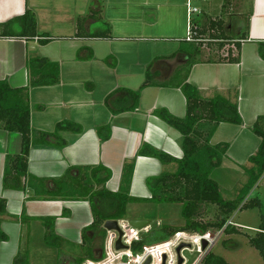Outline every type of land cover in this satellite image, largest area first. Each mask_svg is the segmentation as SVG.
<instances>
[{
	"label": "crops",
	"instance_id": "crops-1",
	"mask_svg": "<svg viewBox=\"0 0 264 264\" xmlns=\"http://www.w3.org/2000/svg\"><path fill=\"white\" fill-rule=\"evenodd\" d=\"M189 3L192 0H0V23L21 16L30 9L36 14L38 31L58 37L46 44H41L38 38H0V80L7 81L14 88H29L34 130L54 132L56 125L65 120L83 128L81 133L60 132L67 141L64 147L33 143L28 176L24 178L26 183L31 176L47 179L44 188L50 190L55 188L53 180L62 178L72 167L104 166L111 172L105 186L109 191L117 192L125 163L135 160L130 196L141 201L129 203L128 208L131 204L150 202L147 180L168 171L164 165L173 164L176 170L177 161L184 156L182 134L156 116L154 111L166 108L178 117H185L186 96L178 86L151 85L142 90L135 110L113 112L125 107L129 97L125 91L110 95L119 89L138 90L150 63H153L151 73L158 83L167 82L185 63L186 56L179 52V48L180 42L187 37ZM238 5L242 8L237 16L227 18L225 24L227 34L236 38L235 41L246 35L245 39L240 38V61L214 58L209 62L204 59L195 64L188 75V82L196 86L203 97L213 98L219 94L238 102L243 118L241 125L221 123L211 139L213 145L229 143L221 166L212 173L227 200L235 199L239 188L247 182L245 168L251 166L249 158L256 154L261 143L252 126L259 116L264 115V58L259 49L264 42V0H241ZM223 6L224 2L221 13L223 9L229 11ZM245 6L247 10L244 12ZM91 11L97 12L96 17L86 21V29H96L99 24L97 17L100 16L111 24L114 38L75 36L78 17H85ZM230 14L227 12L221 18L225 20ZM195 15L202 19L212 14L202 10ZM230 50L233 57L238 55L233 42L221 53L227 56ZM174 53H177L174 58H161ZM29 56L45 57L58 63L59 83L31 86L27 67ZM101 126L109 127L111 135L108 140H102L98 131ZM22 142L21 133L0 128V198L6 201L7 209L0 215V228L8 236L7 240L0 242V264L15 263L23 235L26 241L29 238V242L41 241L43 246L46 245L43 219L54 218L55 233L76 245L83 243V231L94 221L88 198L38 197L30 186L25 190L4 187L6 158L21 154ZM144 145L161 150L175 160L162 163L152 156H138ZM262 181L251 191L248 199L253 198ZM146 186L149 193L142 195ZM259 191L258 194L263 195L261 188ZM158 205L160 213L172 215L171 208L163 207L167 204ZM240 211L244 210L237 211L230 219L237 224L234 226L253 232L260 230L237 223L235 217ZM24 214L28 217L25 224L22 222ZM129 219L145 218L133 216ZM166 221L164 216H157L151 225L159 226ZM223 234V231L213 233L218 240L209 248L210 251ZM46 246L44 248L49 247ZM204 255L199 256L198 263Z\"/></svg>",
	"mask_w": 264,
	"mask_h": 264
},
{
	"label": "trees",
	"instance_id": "trees-1",
	"mask_svg": "<svg viewBox=\"0 0 264 264\" xmlns=\"http://www.w3.org/2000/svg\"><path fill=\"white\" fill-rule=\"evenodd\" d=\"M226 5L224 4L223 7ZM77 19V38L112 39L111 24L98 16L99 24L96 29H86V21L95 18L96 13ZM192 40L186 38L180 42L179 52L185 54V63L175 74L163 83L156 82L149 64L146 70V78L138 90L119 89L110 97L120 91L128 95V104L125 107L114 109L113 112L135 110L138 107L142 90L151 85L178 86L182 89L187 99V113L185 117H178L166 108H159L154 114L167 124L177 129L182 134V146L184 156L177 161V169L174 172L164 171L156 177L147 180L151 196L149 198L155 204H182V216L185 226L173 227L162 224L151 229L140 240L133 241L131 251L133 254L142 252L144 247L157 245L169 241L177 232L187 231L205 234L210 230L223 231L227 235L245 234L251 246L256 248L264 260V213L261 214V223L258 231L253 234L242 231L240 227L228 224L233 215L239 210L261 207L259 197L248 199L251 191L258 185L264 175V115L259 116L252 126V131L261 138V143L255 155L249 158L250 167L245 170L248 175L247 182L240 188L235 199L227 200L222 194L220 185L211 175L220 167L223 158L229 149V143L223 142L217 145L211 143L218 126L223 122L241 125L243 118L239 112L238 102H234L222 95L213 98L203 97L201 91L188 82L191 68L204 60V49L217 48L221 52L228 44L233 42L238 55L233 57L232 50L225 58L216 60L240 61V38L227 34L225 20L221 17L213 18L205 15L202 19L192 20ZM0 38H23L33 40L38 38L41 44H46L58 39L50 34L40 33L37 26V17L34 11L28 9L18 17L0 23ZM260 55L264 58V42L260 44ZM177 53L167 57L174 58ZM212 62L214 58H208ZM27 67L30 73L31 86L55 85L60 81V66L48 58L29 56ZM0 128L8 131L19 132L22 135V152L19 155H8L5 163L3 184L6 189L25 190L27 186L34 189L36 196L88 198L91 201L94 221L92 225L83 231V243L76 245L55 233V219H43L46 226L44 242L47 246L60 252L73 256V264H84L87 260L99 261L105 257V247L101 246L98 254L94 242L97 234L102 239L107 237L104 224L107 220L127 219V209L131 202L141 200L130 196L131 182L135 169V160L125 163L121 186L119 191H109L105 184L111 177V172L104 166L97 167H72L60 179H54L55 188H44L47 179L28 176L29 153L33 143L54 144L59 147L67 145L60 132L72 131L81 133V125L73 121H61L56 125L54 132H42L32 128L31 105L29 102V88H14L7 81L0 80ZM98 131L102 140L110 138V130L107 126H101ZM138 156H152L162 163L174 161L175 158L152 146L144 145L138 151ZM6 201L0 198V215L5 214ZM206 211V212H204ZM210 212V213H209ZM209 213V214H208ZM68 215V212H65ZM28 221L26 214L22 217L25 224ZM8 239L0 228V242ZM129 239H131L129 237ZM226 242V241H225ZM224 244L226 245L227 243ZM24 235L22 237L21 250L14 264H28V256L24 248ZM235 244L233 248H237ZM199 264H230L224 257L207 252Z\"/></svg>",
	"mask_w": 264,
	"mask_h": 264
},
{
	"label": "rangeland",
	"instance_id": "rangeland-1",
	"mask_svg": "<svg viewBox=\"0 0 264 264\" xmlns=\"http://www.w3.org/2000/svg\"><path fill=\"white\" fill-rule=\"evenodd\" d=\"M240 1L241 0H232V1H230V0H209L208 2H205L203 0H192V5L194 7L195 6L199 7V9L201 11L203 10V11L211 13L212 15H210V17H213V18L224 17L227 12H230L232 14H230V16L227 15L226 19H225V22H227V18H229V17L232 18L233 16L236 17L237 16L236 13L238 11H240V8H242V6L238 5ZM223 2L226 5L224 8H228L229 11H226L223 9L224 13L223 12L221 13V8L223 5ZM245 8L246 9H243L244 12L247 10L246 6H245ZM195 14L193 15V18H197L198 15H195ZM209 50L210 49H207V47H206V49H204L205 54L203 55V58L205 60L210 58V57L215 58V59L225 58L224 56H222L223 54L221 52L216 51V50H218L217 48H213L212 51H209ZM208 51H209V53H208ZM164 167L168 171H174L176 166L173 164H170V165H164ZM152 175H154V174H152ZM211 177H212V175H211ZM263 177H264V175L260 179L261 181H262ZM261 183L262 184L259 187V189L261 188L263 195L258 194V192H260V191H259V189H257V191H255V193H253L252 197L253 198L259 197L261 199L262 206L260 208L256 207L254 209H247V210L240 211L239 213H237V215L235 217V221L237 223H239L241 225L246 224L249 226L259 228L260 223H261V219H262L261 214L264 213V179ZM240 188H239V190H240ZM226 192L227 193H225V191H224L225 194H229L230 196H232L230 192H228V191H226ZM148 193H149L148 187L145 190V192L144 191L141 192L142 195H145ZM225 196H227V195H225ZM227 198H230V197H227ZM159 207L160 206L158 204H155L152 201H150V202L145 201V202H141V203L131 204L128 208V217L125 220H130L129 218H132L133 216L134 217L137 216V217L145 218V220H151V221L153 220V222H155V220L157 219V216L162 215L167 219L166 224H168V225H171L173 227L185 226L186 222L182 216L181 204H171V205L167 204L166 206H163V207L171 208L173 210L172 215H168V216L164 215V213H160ZM204 212H206V211H204ZM169 217L171 219H168ZM123 224L127 225V223H124V222H123ZM162 224H165V222H162ZM159 226H157L156 224L153 223V225H151V228L155 229ZM242 230L245 232H248L250 234L254 233L252 230L243 229V228H242ZM109 232L110 231L107 232V237L105 240L102 239V236L100 233L96 235L94 245H95V248H96L99 255H100V251H101V249H100L101 246L104 245V247L106 248V241H107ZM209 232L211 234L218 233V231H215V230H210ZM219 232H221V231H219ZM141 235L143 237H145L147 235V233H145V234L143 233ZM25 242L26 243H25L23 249L27 253L28 264H73L74 263V259H73L72 255H70L69 253L60 252L55 248H49L46 245H44V246H46L47 248H44L41 241L40 242H29V238H28L27 241L25 239ZM224 242L227 244L225 245ZM235 244H238L237 248H233V246ZM209 248L210 247H208L206 250H202V246H200L199 244H196V243L193 244L190 249L189 248H183L181 253L185 259L184 264H199L197 262L199 256L202 253L206 254L207 252H209L210 251ZM191 249H194V250H191ZM197 250L199 252H197ZM194 251H196V252H194ZM212 251L214 253L220 255V256H223L230 264H264V260L261 256V254L259 253V251L256 248L251 246V244L249 243L248 238L246 237L245 234H238V235L237 234L236 235L223 234V236H221V238L219 239L218 244L215 247H213ZM105 258H106V254H105V257L103 259H105ZM87 261H89V260H87Z\"/></svg>",
	"mask_w": 264,
	"mask_h": 264
},
{
	"label": "built area",
	"instance_id": "built-area-1",
	"mask_svg": "<svg viewBox=\"0 0 264 264\" xmlns=\"http://www.w3.org/2000/svg\"><path fill=\"white\" fill-rule=\"evenodd\" d=\"M206 1V0H205ZM197 13H201V11L189 3V27L187 32L186 39L188 41L192 40V20L193 15ZM127 223V225H124ZM228 224L237 225L236 223L229 221ZM119 225L124 232L123 235V243L125 245H129V250H117L116 249V242L119 238V232L116 230L110 231L107 241H106V248L105 254L106 258L99 261L89 260L84 264H145V262L151 258L152 261L150 264H163V256L166 254V264H178V255L176 249L182 243H190L202 245V241L205 239L209 242V247H212L216 244L218 240V236L207 232L205 234L201 233H192L181 231L177 232L169 241L160 243L157 245L146 246L144 247L142 252L137 254H133L131 251V244L133 241H137L143 239L144 237L141 234L148 233L152 228L148 226L144 229H137L130 225L129 220H119ZM130 231V232H129ZM130 233V234H129ZM129 237L131 239H129Z\"/></svg>",
	"mask_w": 264,
	"mask_h": 264
},
{
	"label": "water",
	"instance_id": "water-1",
	"mask_svg": "<svg viewBox=\"0 0 264 264\" xmlns=\"http://www.w3.org/2000/svg\"><path fill=\"white\" fill-rule=\"evenodd\" d=\"M129 223L130 225H132L133 227L141 230V229H144L148 226H151L152 224V221L151 220H145V219H132V220H129ZM104 228L107 230V231H113V230H116L119 232V238L116 242V249L117 250H129L130 246L129 245H125L123 243V235H124V232L123 230L121 229L120 225H119V220H116V219H110V220H107L104 224ZM202 250H206L208 247H209V242L207 240H203L202 241ZM192 245L190 243H182L181 245H179V247L176 249L177 251V255H178V264H184L185 263V259L184 257L182 256V249L183 248H191ZM166 259H167V255L165 254L163 256V264H166ZM152 261L151 258H149L145 264H150Z\"/></svg>",
	"mask_w": 264,
	"mask_h": 264
},
{
	"label": "bare ground",
	"instance_id": "bare-ground-1",
	"mask_svg": "<svg viewBox=\"0 0 264 264\" xmlns=\"http://www.w3.org/2000/svg\"><path fill=\"white\" fill-rule=\"evenodd\" d=\"M192 250V249H191Z\"/></svg>",
	"mask_w": 264,
	"mask_h": 264
}]
</instances>
